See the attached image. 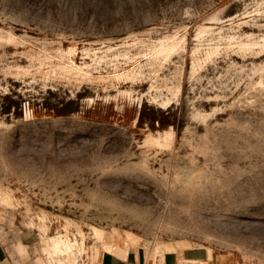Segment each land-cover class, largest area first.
Instances as JSON below:
<instances>
[{
  "label": "rangeland",
  "instance_id": "1",
  "mask_svg": "<svg viewBox=\"0 0 264 264\" xmlns=\"http://www.w3.org/2000/svg\"><path fill=\"white\" fill-rule=\"evenodd\" d=\"M0 245L264 264V0H0Z\"/></svg>",
  "mask_w": 264,
  "mask_h": 264
},
{
  "label": "crops",
  "instance_id": "2",
  "mask_svg": "<svg viewBox=\"0 0 264 264\" xmlns=\"http://www.w3.org/2000/svg\"><path fill=\"white\" fill-rule=\"evenodd\" d=\"M99 264H219L211 250L205 248H184L165 252L152 257L141 251H129L122 255L104 253ZM0 264H15L6 249L0 245Z\"/></svg>",
  "mask_w": 264,
  "mask_h": 264
},
{
  "label": "bare ground",
  "instance_id": "3",
  "mask_svg": "<svg viewBox=\"0 0 264 264\" xmlns=\"http://www.w3.org/2000/svg\"><path fill=\"white\" fill-rule=\"evenodd\" d=\"M165 133H168V131H166ZM52 247L55 249V251H60L61 248V240H54L52 243Z\"/></svg>",
  "mask_w": 264,
  "mask_h": 264
},
{
  "label": "trees",
  "instance_id": "4",
  "mask_svg": "<svg viewBox=\"0 0 264 264\" xmlns=\"http://www.w3.org/2000/svg\"><path fill=\"white\" fill-rule=\"evenodd\" d=\"M139 119L141 120V115H140V118ZM159 126H160V124H159ZM175 128H176V132L179 134V132L181 131V129H179L177 127H175Z\"/></svg>",
  "mask_w": 264,
  "mask_h": 264
}]
</instances>
